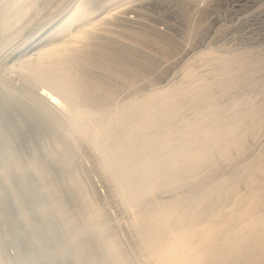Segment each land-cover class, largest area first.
Listing matches in <instances>:
<instances>
[{"label":"rangeland","instance_id":"374dc122","mask_svg":"<svg viewBox=\"0 0 264 264\" xmlns=\"http://www.w3.org/2000/svg\"><path fill=\"white\" fill-rule=\"evenodd\" d=\"M107 44L113 68L90 73L91 91L103 97L70 99L40 75L62 67L68 84L82 87V61ZM117 52L132 63L119 64ZM19 97L50 131L15 103ZM129 107L137 122L123 123L116 135L152 121L118 169L96 138ZM114 138L105 137L108 144ZM216 140L211 159L202 158L206 142ZM235 141L244 148L229 158L221 146ZM161 152L165 187L137 202L126 170L140 167L142 185ZM260 160L264 0H0V264H161L143 239L146 212L159 215L204 193L193 185L197 177L217 185ZM257 175L243 174L236 195L248 194ZM220 213L224 226L244 227L230 204Z\"/></svg>","mask_w":264,"mask_h":264},{"label":"bare ground","instance_id":"6f19581e","mask_svg":"<svg viewBox=\"0 0 264 264\" xmlns=\"http://www.w3.org/2000/svg\"><path fill=\"white\" fill-rule=\"evenodd\" d=\"M117 53L121 54L117 59L119 64L132 63L130 58H125L122 55L123 52ZM104 55L107 57H104ZM113 55L114 52L108 44L102 45L97 49L94 47L93 51L82 61V66L85 68L86 73H80L79 70L76 72L81 74L80 77L84 82V84H81L83 85L82 87L68 84L66 71L62 67L55 74L40 73V75L52 87L65 96L70 97V99H97L103 96L91 91L92 82L95 80L93 79V74L91 75L90 73H93L96 69L110 72V69L113 68L111 59ZM70 78L72 79V77ZM6 93L14 97L13 94ZM41 96L46 100H56L52 94H42ZM87 100L86 103L81 104L83 107L89 105ZM157 100L158 97L154 96L151 106H157ZM76 101L75 103L77 104ZM15 103L27 110L31 116L37 118L36 120L45 130H51L40 112L33 110L20 97L15 100ZM166 109L170 116H174L177 110V103L173 102L167 105ZM137 115L138 113L134 107L122 110L118 117L111 120L109 127H105L96 138L99 145L111 149L110 155L115 168L122 169L125 163L133 157L131 143L137 134H146L150 129L149 122L152 120H148L147 124L141 127L138 132L131 128L132 130H128L123 135H116L123 123L135 125ZM79 116V113L75 114L74 118L78 119L80 118ZM157 118L155 120L157 123L164 122L163 118ZM108 135L116 136L110 144L105 139ZM216 144H219L218 140L212 141V143L207 141L206 147H203L201 157L211 159L212 147ZM243 148L240 141H235L223 144L221 151L224 155L231 158L235 150L241 151ZM178 149H180V157L184 156L185 149L181 145H178ZM158 157L152 165L147 167L152 176L149 175L148 181L143 182L142 185H140L139 181L140 184L136 181L137 178H141L140 167H137L133 172L126 170L125 176L130 175V192L137 202H142V199L149 193L165 187L163 178L159 174V167L163 164L161 159H163L164 153H159ZM160 160L161 165L159 163ZM138 164L140 165L141 163L139 162ZM253 170L257 171L258 175L250 182L251 189L249 193L236 195L235 184L237 180L243 174ZM193 185L195 188H205L204 193L188 196L178 201L174 209L166 210L159 215L149 209L142 218L146 233V238H143L144 242L155 257L161 258V264H264V214H261L264 211V161L260 160L253 165L250 164L233 180H225L217 185L208 186V177L203 176L195 178ZM222 204H230L234 210L241 211V219L245 224L243 228L234 229L227 227V224L223 225L224 222L222 223V221H225L226 216L219 214ZM210 217H213L211 219L213 222L211 226H208L210 224L206 225V220ZM142 232L144 233V231ZM118 253V250L112 248L110 244V259L114 263L118 261Z\"/></svg>","mask_w":264,"mask_h":264}]
</instances>
